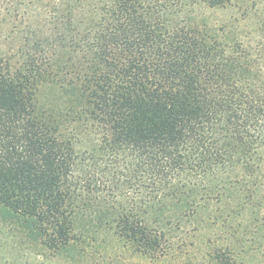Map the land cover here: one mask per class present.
I'll use <instances>...</instances> for the list:
<instances>
[{
  "label": "trees",
  "instance_id": "trees-1",
  "mask_svg": "<svg viewBox=\"0 0 264 264\" xmlns=\"http://www.w3.org/2000/svg\"><path fill=\"white\" fill-rule=\"evenodd\" d=\"M261 3L0 0L2 213L52 257L253 264Z\"/></svg>",
  "mask_w": 264,
  "mask_h": 264
},
{
  "label": "rangeland",
  "instance_id": "rangeland-1",
  "mask_svg": "<svg viewBox=\"0 0 264 264\" xmlns=\"http://www.w3.org/2000/svg\"><path fill=\"white\" fill-rule=\"evenodd\" d=\"M257 8L259 14L264 15V0ZM203 13L209 16L211 23L218 25H222L231 17L242 18L239 10L232 7L227 9L203 7ZM251 22V19L246 22L240 20L239 25L246 27V25L250 26ZM250 30L251 27L248 28V31ZM203 234L204 232H198L196 236L202 238ZM260 237L262 240L253 246L256 250L250 252L253 264H264V236ZM0 264H92V261L86 255L75 261L64 255L50 256L38 241L29 236L17 220L10 219L2 213L0 205Z\"/></svg>",
  "mask_w": 264,
  "mask_h": 264
}]
</instances>
